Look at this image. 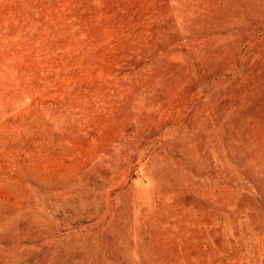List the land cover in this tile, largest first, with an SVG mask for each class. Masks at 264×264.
I'll return each instance as SVG.
<instances>
[{"label":"rangeland","instance_id":"1","mask_svg":"<svg viewBox=\"0 0 264 264\" xmlns=\"http://www.w3.org/2000/svg\"><path fill=\"white\" fill-rule=\"evenodd\" d=\"M0 264H264V0H0Z\"/></svg>","mask_w":264,"mask_h":264}]
</instances>
